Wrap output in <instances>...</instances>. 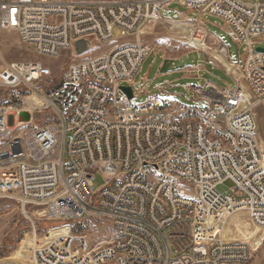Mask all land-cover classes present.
Wrapping results in <instances>:
<instances>
[{"label":"built area","instance_id":"obj_1","mask_svg":"<svg viewBox=\"0 0 264 264\" xmlns=\"http://www.w3.org/2000/svg\"><path fill=\"white\" fill-rule=\"evenodd\" d=\"M173 3L221 18L244 46L243 63L231 61L237 85L224 90L206 79L185 85L190 103H136L147 85L135 90V77L153 50L141 27L166 18ZM115 29L123 42L101 49L116 41ZM0 30L15 31L41 56L71 52L65 78L48 92L37 85L53 70L40 60L0 64V87L40 98L0 106V164L15 168L0 177V199L16 200L33 224L37 212L68 227L36 251L37 264H253L249 243L214 233L231 203L264 228V150L253 109L264 103V51L256 46L264 0H0ZM81 39L90 48L77 54ZM122 85L133 88L132 99ZM45 109L55 120L13 135ZM98 172L106 182L96 190ZM226 180L231 192L219 191ZM210 215L218 219L212 228ZM92 218L112 228L95 246L72 226Z\"/></svg>","mask_w":264,"mask_h":264},{"label":"rangeland","instance_id":"obj_2","mask_svg":"<svg viewBox=\"0 0 264 264\" xmlns=\"http://www.w3.org/2000/svg\"><path fill=\"white\" fill-rule=\"evenodd\" d=\"M163 16L166 18L141 30V39L151 43L153 50L135 77V90L147 85L146 92L135 97L133 101L146 103L152 99H160L171 105L187 104L190 103V92L185 85L203 83L206 79L215 82L224 90L234 89L237 85L234 77L239 71L237 65L234 66V72L227 71L214 56V51L223 47L230 61L242 64L245 48L240 45L225 22L215 15H201L199 11L190 10L178 3L170 5ZM176 22L189 24L184 29L174 26ZM114 37L116 41L102 43L101 49H109L114 44L123 42L119 29L114 30ZM198 37L201 39V42H196L198 45L189 44V39L195 40ZM256 41V46L264 48V36L257 37ZM17 60H40L52 68V77L37 85L48 92L65 78L71 52L64 51L58 57L41 56L23 43L15 31L0 30V64ZM194 66L200 67V72L192 71ZM31 93L26 87H0V106L14 104L21 98L29 103L30 100H35V96H31L33 99L26 97ZM246 98L245 103L248 102V94ZM253 109L257 114L264 150V103H258ZM25 118L28 119V115H24ZM55 118L51 109L37 112L33 123L23 124L13 135H21L28 128H39ZM4 141H0V145ZM14 169L12 164H0V177L13 173ZM105 182L104 173L98 172L94 175L93 185L96 190L101 189ZM233 185V181L226 180L219 185L218 190L231 192ZM242 207H234L231 203L222 211L224 221L218 224L214 236L249 243L254 250L253 264H264V228L255 225L247 210ZM29 210L32 212L33 209ZM209 217H214L213 224H217L215 215ZM32 218L35 224L22 213L16 200L0 199V264H37L36 251L43 249L50 240L64 234L65 229H68L59 222L42 219L37 212ZM72 226L75 234L89 235L91 246L104 242L112 234L110 224L96 218L74 222Z\"/></svg>","mask_w":264,"mask_h":264},{"label":"bare ground","instance_id":"obj_3","mask_svg":"<svg viewBox=\"0 0 264 264\" xmlns=\"http://www.w3.org/2000/svg\"><path fill=\"white\" fill-rule=\"evenodd\" d=\"M174 23V22H173ZM189 24V23H188ZM188 24L187 23H175V25L174 26H176L177 25V27H179V28H186V26H188ZM148 25H150V24H144L142 27H141V30L144 28V27H146V26H148ZM189 44L190 43H195V45H198V43L199 42H201V39L198 37V39H195V40H193V39H189ZM196 42H198V43H196ZM204 47H207V46H204ZM225 51H226V49L224 48L223 49V47L222 48H220V49H217L216 51H214V56L216 57V59L226 68V70L227 71H230V72H234V64L226 57V55H225ZM241 88H243V87H241ZM244 89V88H243ZM30 99H33V97H29ZM35 98V103L34 104H39L40 103V100L39 99H37L36 97H34ZM247 101V98H246V100H245V102ZM263 147V146H262ZM246 216H248V214H246ZM209 226L212 228V225H213V223H214V217H210L209 218ZM229 240H233V239H229Z\"/></svg>","mask_w":264,"mask_h":264},{"label":"water","instance_id":"obj_4","mask_svg":"<svg viewBox=\"0 0 264 264\" xmlns=\"http://www.w3.org/2000/svg\"><path fill=\"white\" fill-rule=\"evenodd\" d=\"M75 47H76L77 54H82V53H84L85 51H87L90 48V43H89V41H87L85 39H81V40H78L75 43ZM258 49L264 51V48H262V47H259ZM120 88H121V90H123L126 93V95L130 99H132L134 97L133 88L131 86H124V85H122ZM20 152H21V149H19L17 152H14V155H17ZM4 155L5 156H8V153H6Z\"/></svg>","mask_w":264,"mask_h":264},{"label":"trees","instance_id":"obj_5","mask_svg":"<svg viewBox=\"0 0 264 264\" xmlns=\"http://www.w3.org/2000/svg\"><path fill=\"white\" fill-rule=\"evenodd\" d=\"M59 223H61V222H59Z\"/></svg>","mask_w":264,"mask_h":264}]
</instances>
